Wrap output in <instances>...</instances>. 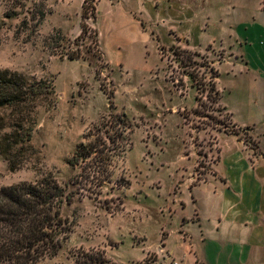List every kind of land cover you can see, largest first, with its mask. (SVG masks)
<instances>
[{
	"label": "rangeland",
	"instance_id": "1",
	"mask_svg": "<svg viewBox=\"0 0 264 264\" xmlns=\"http://www.w3.org/2000/svg\"><path fill=\"white\" fill-rule=\"evenodd\" d=\"M40 1L0 0V70L51 83L55 92L54 104L40 101L30 149L15 170L0 155V188L50 176L72 197L62 208L69 238L55 258L38 264H90L101 253L104 264H154L162 234L169 236V257L159 255L156 264H180L177 226L185 193L178 182L211 173L223 130L257 147L251 126L232 127L219 103L206 98L209 70L224 60L218 46L207 45L220 44L219 32L206 24L220 16V0L169 1L195 2L193 15L184 18L167 3L164 16L153 17L146 0H96L83 39L77 38L84 0H45L48 13L38 25L32 16ZM169 25L185 34L179 42L165 37ZM177 46L196 54L176 56ZM77 49L80 59L70 61L67 54ZM217 81L222 91L228 78L222 72ZM114 113L124 114L133 131L121 135L122 153H108L106 179L92 163L69 165L86 135L115 130Z\"/></svg>",
	"mask_w": 264,
	"mask_h": 264
},
{
	"label": "crops",
	"instance_id": "2",
	"mask_svg": "<svg viewBox=\"0 0 264 264\" xmlns=\"http://www.w3.org/2000/svg\"><path fill=\"white\" fill-rule=\"evenodd\" d=\"M169 1L179 0H146L149 15L164 16L165 3L179 18L196 10L194 1ZM206 24L220 39L219 45H207L224 53L223 61L213 63L218 103L232 127L253 128L257 151L219 132L211 173L197 182L193 177L178 182V192L185 193L177 226L183 250L180 264H264V0H220V16L207 18ZM165 33L169 42L185 36L175 25ZM222 72L228 83L220 91L217 80ZM165 235L161 250L154 253L157 261L159 255L169 257Z\"/></svg>",
	"mask_w": 264,
	"mask_h": 264
},
{
	"label": "trees",
	"instance_id": "3",
	"mask_svg": "<svg viewBox=\"0 0 264 264\" xmlns=\"http://www.w3.org/2000/svg\"><path fill=\"white\" fill-rule=\"evenodd\" d=\"M44 2L45 0L40 1L35 15L32 16L38 25L48 13ZM96 5V0L83 1L81 31L77 39H83L87 34L85 21L91 19L94 22ZM90 33L92 43L98 49L99 34L96 29ZM174 53L176 56L180 53L196 54L179 46L174 48ZM67 57L73 61L80 59L81 55L77 49L76 52L67 54ZM209 71L211 77L206 98L209 102L218 104L219 94L215 87L218 73L214 68ZM192 80L196 81L194 77ZM202 86L205 89V84ZM54 95L51 83L47 84L43 80L28 81L17 72L0 70V155L9 163L11 170H15L19 155L30 149L28 144L33 131L31 119L40 101L42 103L49 99L51 104H54ZM195 100L200 107L198 96ZM114 118L112 123L115 130L108 131V128H105L101 133V130L97 129L86 135V143L81 142L76 146L69 165L76 167L80 163H92L94 167H98L94 173L102 174L103 178L109 175L111 156L108 153L115 154L118 148L119 153H122L125 143L120 140L121 135L126 128H129L130 132L133 131L124 114L114 113ZM223 132L237 135L235 130ZM250 148L257 151L256 146L250 145ZM70 204L71 195L50 176L33 183L25 182L0 188V264H38L55 258L72 232L68 219L62 216L63 206ZM88 262L106 263L103 253L93 260L88 259Z\"/></svg>",
	"mask_w": 264,
	"mask_h": 264
}]
</instances>
